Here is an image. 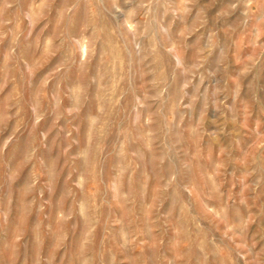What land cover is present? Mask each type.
Masks as SVG:
<instances>
[{"label": "rangeland", "instance_id": "1", "mask_svg": "<svg viewBox=\"0 0 264 264\" xmlns=\"http://www.w3.org/2000/svg\"><path fill=\"white\" fill-rule=\"evenodd\" d=\"M0 264H264V0H0Z\"/></svg>", "mask_w": 264, "mask_h": 264}]
</instances>
